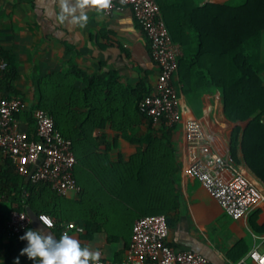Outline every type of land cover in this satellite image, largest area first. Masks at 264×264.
I'll use <instances>...</instances> for the list:
<instances>
[{"label": "crops", "instance_id": "obj_1", "mask_svg": "<svg viewBox=\"0 0 264 264\" xmlns=\"http://www.w3.org/2000/svg\"><path fill=\"white\" fill-rule=\"evenodd\" d=\"M191 1L197 7L211 4L210 0ZM233 1L221 0L219 5L234 7ZM67 5L71 12L62 9L61 0H0V51L9 54L13 63L11 92L0 91V97L22 99L24 107L15 117L17 129L35 139L33 111L40 98L47 97L51 105L58 107L51 115L56 129L71 139L79 157L87 162L74 171L81 195L62 196L80 203L78 215L47 230L29 214L34 230L45 236L52 233L58 239L61 224L73 222L84 228V221H89L103 230L88 240L85 231L68 234L81 246L98 251V259L124 258L136 213L102 196L94 171L109 173L107 167L102 169L97 164L104 158L120 168L124 164H131L133 169L153 166L155 191L165 204L169 203L170 179L177 198L175 209L168 215L167 243L174 250L197 253L214 264L236 262L254 247L263 250L264 226L257 224L255 214L230 219L197 181L183 174L190 160L183 135L187 120H197L207 131H214V145L230 153L228 140L236 124L223 115L221 90L209 84L210 71H217L215 55L197 54V43L193 41L191 50L196 58L185 59L182 47L175 43L181 54L172 84L179 98L180 122L172 128L164 125L169 131L161 134L162 123L150 125L137 112L138 100L153 91L158 68L130 8L124 6L104 15L95 7H85L87 21L81 27L74 19L81 15L76 0H67ZM61 15L63 20L59 19ZM186 33L195 39L191 29ZM261 62L264 64V45ZM231 168L242 171L264 190L244 167L234 163Z\"/></svg>", "mask_w": 264, "mask_h": 264}, {"label": "trees", "instance_id": "obj_2", "mask_svg": "<svg viewBox=\"0 0 264 264\" xmlns=\"http://www.w3.org/2000/svg\"><path fill=\"white\" fill-rule=\"evenodd\" d=\"M155 1L171 40L182 47L185 59L196 58L195 52L191 50L193 41L197 43V54L199 51L215 55L217 71H210L209 84L221 90L223 115L228 121L236 124L228 140L229 151L234 163L244 167L264 188V64L261 62L264 45V0H245L238 7L212 4L197 7L191 0ZM188 29L196 34L195 39L186 33ZM0 56L7 62V68L0 74V91L6 94L11 92L9 80L13 78V63L9 54L0 51ZM142 99L143 97L137 102V112L151 125L150 119L139 109ZM37 108L46 111L50 116L57 113L58 109L49 103L47 97L40 98ZM21 111L22 109L14 117L19 116ZM161 127L160 133L167 134L169 129H166L163 123ZM71 144L75 157L74 176V171L84 167L87 162L79 157L78 147L72 142ZM102 161L97 164L102 169L107 167L109 173L97 174L94 171V176L101 186L102 196H107L112 202L121 203L125 208L135 211V220L143 216L163 215L167 225L170 224L168 215L175 209L177 198L170 179L169 203L165 204L164 200L160 202L158 190L155 191L153 166L139 165L133 169L131 164H124L120 168L112 166L104 161V158ZM113 187L117 190L114 191ZM80 192L79 188L77 194ZM79 209L80 203L59 196L47 183H32L27 178L18 176L12 161L0 151V264H13L20 249L26 246V241L17 239L12 242L4 237L5 223L10 211L25 212L34 220V214L45 213L55 223H60L75 218ZM93 226L89 221H84L81 234L85 231L86 240L90 239L93 233L103 230ZM29 228L34 230L31 223L27 229ZM261 231H264V227ZM32 260L27 259L26 255L20 256V264Z\"/></svg>", "mask_w": 264, "mask_h": 264}, {"label": "built area", "instance_id": "obj_3", "mask_svg": "<svg viewBox=\"0 0 264 264\" xmlns=\"http://www.w3.org/2000/svg\"><path fill=\"white\" fill-rule=\"evenodd\" d=\"M210 3L219 5L221 0H210ZM124 6L130 8L143 31L150 57L158 68L153 91L143 97L139 109L152 125L163 123L167 128L175 127L180 122V109L172 79L181 54L180 47L171 40L155 0H109V6L100 11L109 15ZM6 68L7 62L0 56V74ZM23 107L18 96L0 99V151L12 161L18 176L32 183L43 181L59 196L77 193L79 186L73 176L75 157L71 141L55 129L51 116L39 108L32 115L35 139L29 138L15 125L14 115ZM183 135L190 154L184 176L197 181L230 219L240 220L255 214L257 224L264 226V190L250 182L242 171L232 170V155L214 145V131H207L197 120H187ZM230 168L231 174L227 175ZM40 214L51 219L52 225L48 229L56 226L45 213L35 215L39 224L37 217ZM30 223L29 214L10 211L5 223V239L16 241ZM61 227V233L83 231L73 222L63 223ZM167 236L165 216L137 218L124 258L119 261L98 259L92 264H214L197 253L174 250L168 245ZM228 264H264V249L254 247L236 262Z\"/></svg>", "mask_w": 264, "mask_h": 264}, {"label": "clouds", "instance_id": "obj_4", "mask_svg": "<svg viewBox=\"0 0 264 264\" xmlns=\"http://www.w3.org/2000/svg\"><path fill=\"white\" fill-rule=\"evenodd\" d=\"M61 6L65 12L72 11L67 5V0H61ZM89 6L103 10L109 6V0H76V7L81 10V15L74 19L80 21L81 27L87 21V13H84L83 9ZM59 19L63 20L64 16H59ZM37 218L45 229L51 227L52 221L48 216L40 214ZM53 237L52 233L45 236L38 230H25L19 239L26 241V246L20 249L13 264H20V256L25 255L27 259L34 258L35 264H89L90 260L97 261L99 258L98 251H90L87 246H81L80 242L67 232L61 233L58 239Z\"/></svg>", "mask_w": 264, "mask_h": 264}, {"label": "rangeland", "instance_id": "obj_5", "mask_svg": "<svg viewBox=\"0 0 264 264\" xmlns=\"http://www.w3.org/2000/svg\"><path fill=\"white\" fill-rule=\"evenodd\" d=\"M244 2L245 0H234L231 6L238 7L241 6Z\"/></svg>", "mask_w": 264, "mask_h": 264}]
</instances>
